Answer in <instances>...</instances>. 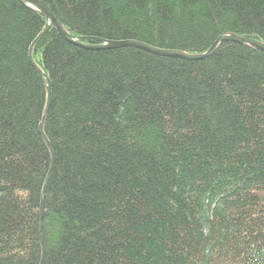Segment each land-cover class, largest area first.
Wrapping results in <instances>:
<instances>
[{"label":"trees","instance_id":"16d2710c","mask_svg":"<svg viewBox=\"0 0 264 264\" xmlns=\"http://www.w3.org/2000/svg\"><path fill=\"white\" fill-rule=\"evenodd\" d=\"M39 1L86 45L264 44V0ZM48 26L0 0V264H264V53Z\"/></svg>","mask_w":264,"mask_h":264},{"label":"water","instance_id":"95a60500","mask_svg":"<svg viewBox=\"0 0 264 264\" xmlns=\"http://www.w3.org/2000/svg\"><path fill=\"white\" fill-rule=\"evenodd\" d=\"M24 3L30 5L33 9L39 11L49 22V26L47 27V29L45 30L44 33H46L47 31H49V29H51L52 27L55 28L60 35L66 39L69 43L76 45V46H80L86 49H121V48H126V47H134V48H139L142 50H145L147 52L156 54V55H160V56H166V57H172V58H179V59H184V60H189V61H197V60H204L208 57H210L218 48V46L221 43L224 42H233V43H238V44H248L253 46L254 48L258 49L259 51L264 53V44L253 40V39H249V38H240V37H236V36H224L221 37L213 46L212 48L205 54H199V55H189V54H185L182 52H176V51H169V50H161V49H157L151 46H148L146 44L140 43V42H136V41H119V42H102V44L99 45H86L84 44L85 41L89 40L87 38H81V39H77L73 36H71L70 34L67 33V31L64 29V27L62 26V24L56 19V17L54 16V14L52 13V11L50 10V8L44 4L43 2L39 1V0H22ZM43 35H41L32 45L31 49H30V60L34 63L33 60V56H32V52H33V48L35 46V44L37 43V41L42 37ZM102 41V40H99ZM35 65V63H34ZM51 97H52V93H51V83L48 80V109L50 107V103H51ZM40 131L43 135V131L42 128H40ZM43 137L46 140L45 135H43ZM42 212H43V208H42Z\"/></svg>","mask_w":264,"mask_h":264}]
</instances>
